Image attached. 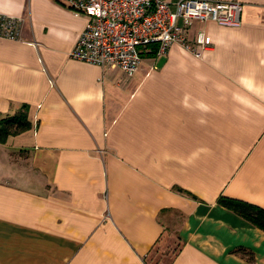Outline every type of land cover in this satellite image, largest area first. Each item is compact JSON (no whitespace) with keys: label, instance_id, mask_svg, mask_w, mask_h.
I'll list each match as a JSON object with an SVG mask.
<instances>
[{"label":"crops","instance_id":"obj_1","mask_svg":"<svg viewBox=\"0 0 264 264\" xmlns=\"http://www.w3.org/2000/svg\"><path fill=\"white\" fill-rule=\"evenodd\" d=\"M239 1V28L188 30L202 59L175 44L128 77L71 57L86 16L0 0L21 20L0 123L29 122L0 141V264H264V231L219 203L264 209V0Z\"/></svg>","mask_w":264,"mask_h":264},{"label":"built area","instance_id":"obj_2","mask_svg":"<svg viewBox=\"0 0 264 264\" xmlns=\"http://www.w3.org/2000/svg\"><path fill=\"white\" fill-rule=\"evenodd\" d=\"M59 1L76 17L88 18L71 57L119 69L128 77L137 74L145 55H163L175 44L202 59L213 41L203 31L189 41L188 30L195 23L214 22L230 28L242 24L243 4L239 0ZM20 31V19L0 14V38L19 41Z\"/></svg>","mask_w":264,"mask_h":264},{"label":"trees","instance_id":"obj_3","mask_svg":"<svg viewBox=\"0 0 264 264\" xmlns=\"http://www.w3.org/2000/svg\"><path fill=\"white\" fill-rule=\"evenodd\" d=\"M28 127L29 122L27 119V114L24 112H21L12 117H8L2 120L0 123V141L4 142L5 139L10 136L13 133V128L18 131L27 129ZM219 203L222 206L239 214L247 221L251 222L254 226L264 231V209L226 197L220 198ZM237 252L242 254L243 256H247L249 261H254V256L251 252L244 249L238 250Z\"/></svg>","mask_w":264,"mask_h":264},{"label":"rangeland","instance_id":"obj_4","mask_svg":"<svg viewBox=\"0 0 264 264\" xmlns=\"http://www.w3.org/2000/svg\"><path fill=\"white\" fill-rule=\"evenodd\" d=\"M146 61H147V59H146Z\"/></svg>","mask_w":264,"mask_h":264}]
</instances>
